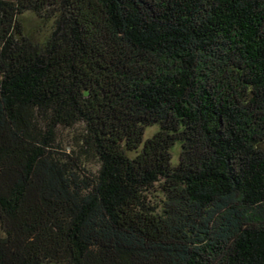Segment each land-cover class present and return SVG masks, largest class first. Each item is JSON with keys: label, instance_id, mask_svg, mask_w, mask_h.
<instances>
[{"label": "trees", "instance_id": "trees-1", "mask_svg": "<svg viewBox=\"0 0 264 264\" xmlns=\"http://www.w3.org/2000/svg\"><path fill=\"white\" fill-rule=\"evenodd\" d=\"M0 264H264V0H0Z\"/></svg>", "mask_w": 264, "mask_h": 264}, {"label": "rangeland", "instance_id": "rangeland-1", "mask_svg": "<svg viewBox=\"0 0 264 264\" xmlns=\"http://www.w3.org/2000/svg\"><path fill=\"white\" fill-rule=\"evenodd\" d=\"M22 23H23V26H24V29L27 35L29 37H33L34 40L37 42L43 40L46 36H48L51 30V22L46 21V20L43 21L31 13H26L23 16ZM157 129H158L157 126L148 128L146 130L144 140L152 137L153 133H155ZM70 138L71 136L68 132H63L62 139H63L64 146H68V143L70 142ZM172 156H173V164H177L178 156H179L178 145H176L173 148Z\"/></svg>", "mask_w": 264, "mask_h": 264}]
</instances>
